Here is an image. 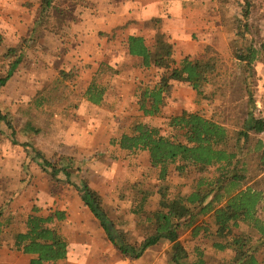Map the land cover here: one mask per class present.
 <instances>
[{
  "label": "rangeland",
  "instance_id": "rangeland-1",
  "mask_svg": "<svg viewBox=\"0 0 264 264\" xmlns=\"http://www.w3.org/2000/svg\"><path fill=\"white\" fill-rule=\"evenodd\" d=\"M84 1H58L56 8L48 11L42 19L44 21L41 20L40 23L39 10L33 34L20 44L16 42L17 38H6L1 32L5 40L0 45V79L6 77L10 66L21 56V65L16 73L21 78L18 82L22 83L16 87L20 95H15L12 101H8L5 94H2L3 89L0 93V110L3 115L8 116L12 131L15 132V137L12 138L9 135L12 131L5 123H0V211L7 216L10 214L15 220L13 228L10 227L1 236L0 246L9 242L13 246L12 229H21L26 218L33 213V208L40 209V214L48 216L52 211L74 203V200H81L75 184L83 180L104 199V208L117 232L126 236L127 240H138L137 243H140L147 235L141 224V217L150 216L159 209L161 201L158 191L163 184L157 180L158 172L152 169L148 153H121L111 145L112 138L130 133L138 123L158 128L161 133L170 135L168 120L186 110L223 125L235 138L237 134L244 132L251 116L264 121V59L259 58L252 68H247L236 58L238 52L249 44L259 49L264 42V0H179L184 10L193 11L192 22L187 26L190 32L188 39L194 44L193 54L189 58L199 61L212 57L218 65L219 75L213 84L204 88V97L199 98L189 84L175 83L167 94V102L161 115L147 118L138 106V88L141 84L159 82L165 72L143 70L142 65L137 62L126 63L117 76L116 69H106L95 80V84L101 88L113 89L104 97V106L97 114L105 120L104 132L98 135L99 147L95 152L92 150L90 136L83 138L82 143L84 147H88L90 154L81 157L67 156L65 147H75L76 142L70 140L68 144L65 143L67 125L53 126L50 118L59 114L72 121L73 112H63V109H57L55 105L52 109L55 108L53 111L56 115L52 116L49 105L40 109H30L24 105L29 100L27 93H33V86H36L33 80L35 77L30 74L40 63L39 68L42 70L50 63L49 59H40L42 47L46 45L45 48H48L52 44L51 34L57 35L66 25L80 22L77 8L84 6ZM27 6L29 9L34 7L33 4ZM246 12L249 13L248 19L244 17ZM161 23V20L154 21L152 27L148 24L147 28L157 31L161 29ZM136 26L144 28L138 23ZM159 34H154L155 37L152 38L154 50ZM164 36L170 42L169 36ZM184 38L186 39L185 35ZM48 67L51 69V64ZM71 74L62 78L65 82H72L70 85L73 86L78 75ZM66 93L62 94L66 96ZM67 97L70 99L71 94H67ZM80 97L81 94L73 95V101H79ZM88 114L93 115V111ZM82 128L91 132L93 126L82 125ZM257 142L262 143V151L259 153L254 151ZM231 145L236 150V141L232 140ZM238 145V149H242L239 158L247 163L249 176L253 178L251 185L264 192V169L259 167L264 153V133H250L249 140L242 137ZM36 151L56 168L70 166L67 170L71 179L68 180L63 173L55 176L48 167H44L43 161L35 154ZM2 160L6 164L3 165ZM195 178H199V175L191 173L189 177H184L172 172L167 183L171 188L170 195L173 197L178 193H189ZM143 196L148 198L149 203L146 202L147 206L140 215L135 214ZM259 216L264 220V201ZM182 240L190 251L194 249L195 243L190 234L185 235ZM202 248L206 253L207 264H228L233 257L231 251L215 252L211 242L202 244ZM165 250L160 247L159 255ZM263 255L260 252L259 257L262 258Z\"/></svg>",
  "mask_w": 264,
  "mask_h": 264
},
{
  "label": "trees",
  "instance_id": "trees-1",
  "mask_svg": "<svg viewBox=\"0 0 264 264\" xmlns=\"http://www.w3.org/2000/svg\"><path fill=\"white\" fill-rule=\"evenodd\" d=\"M58 1L40 0L39 23L48 11L56 8ZM244 17L248 19L249 13L246 12ZM165 37L161 34L157 36L154 52L146 46L143 38L129 37L130 56L141 58L142 67L146 69L155 68L165 72L159 82L141 84L138 88V106L147 118L161 115L167 94L175 83L191 85L197 96L203 98L204 88L213 84L219 75L217 62L212 57L199 61L185 57L178 62L174 46ZM4 40V35L0 33V45ZM236 58L247 68H252L259 58L264 59V42L259 49L249 44L238 52ZM20 65L21 56L10 66L6 77L0 79V93ZM105 93L104 88L99 89L93 84L87 96L92 104L99 106L104 101ZM0 123L13 130L8 116L3 115L1 110ZM167 127L170 135L138 123L130 133L111 141L114 148L130 155L148 153L152 169L158 172L157 180L163 184L158 191L161 201L159 209L150 216L141 217L147 235L140 243H137L138 240H127L126 236L117 232L104 208V199L85 180L75 184L82 202L100 222L109 241L132 261L140 260L149 249L163 244L170 246L168 264H207L202 244L211 242L215 252L233 253L228 264H264V255L259 257L260 252L264 253V220L259 216L264 192L251 185L253 178L249 176L250 169L239 158L242 149H238L242 137L249 140L250 133H264V121L251 116L244 132L235 138L223 125L186 110L170 118ZM10 133L14 138L15 132ZM232 140L238 145L236 150L232 148ZM254 151H262L261 142H257ZM35 154L55 176L63 173L68 180L71 179L67 170L70 166L56 168L40 152L36 151ZM259 167L264 169V153ZM172 172L184 177H189L191 173L198 174L199 178L193 180L189 193H178L172 197L167 184ZM147 200L143 196L135 214H141ZM66 219V212L52 211L43 217L40 209L33 208V213L26 218L22 228L12 229L11 249L33 256L30 264L66 262L69 243L60 231V224ZM14 221L10 214L7 216L0 211V240L7 229L13 228ZM187 234L195 243L192 251L182 240Z\"/></svg>",
  "mask_w": 264,
  "mask_h": 264
},
{
  "label": "crops",
  "instance_id": "crops-1",
  "mask_svg": "<svg viewBox=\"0 0 264 264\" xmlns=\"http://www.w3.org/2000/svg\"><path fill=\"white\" fill-rule=\"evenodd\" d=\"M36 1L37 4H34ZM84 2V6L77 8L80 22L66 25L57 35L51 34L52 44H49L48 48H45L46 45L42 47L39 53L40 59H49L52 68L49 69L48 64L45 68L43 65L42 70L39 68L41 63L35 66L37 69L30 74L31 77H35L33 79L36 82V86H33L35 91L31 94L27 93L29 100L24 105L30 109L45 108L49 105L52 116L56 115L53 111L55 108L52 109L55 105L57 109H63V112L72 111V121L67 116L58 114L50 118V123L53 126L67 125L68 130H64L67 135L65 143L74 140L76 148L68 146L64 150L67 156L79 157L90 154L88 147L82 144L83 138L92 137L90 147L95 152L99 147L98 135H101L105 128V120L97 114L99 109L103 108L106 99L99 106L92 104L87 96L89 88L106 69H116L117 76L125 64H129L128 62L142 65L141 58L129 54V37L143 38L146 46L154 52L152 38L157 33L166 34L175 48L177 61L192 55V46H194L192 40L188 39L190 32L187 27L188 23L192 22L193 11L184 10L179 0H85ZM27 4H33L34 7L29 9ZM39 8L40 0H0V33L3 32L9 39L17 38L16 42L20 44L22 40L33 34ZM32 13L35 16H32ZM157 20L162 22L161 29L157 31L153 29V31L147 28L148 24L151 26ZM137 23L144 28L136 26ZM184 35L186 39H183ZM152 69L155 68L143 67V70ZM71 73L78 75L77 81L73 82L74 87L70 85L72 82H65L62 78L72 75ZM19 77L16 73L2 90L8 101H12L15 95H20L16 89L22 83L18 82L21 81ZM96 86L103 89L97 84ZM104 89L106 98L113 89ZM64 92H67L66 96L62 94ZM67 94H71L70 99ZM80 94L81 99L73 101V95ZM36 97L38 98L35 101ZM90 111H93V115L88 114ZM82 125H92V131L88 132L87 128H82ZM118 150L126 153L119 148ZM1 162L3 165L6 164L4 160ZM58 211L67 214L66 221L60 224L61 235L69 243L67 261L62 264H168L170 246L163 244L149 249L140 260L132 261L125 258L109 241L100 222L81 200H74V203L63 206ZM160 247L166 250L159 255ZM11 248V242L0 246V264H30L34 259L33 256L13 252Z\"/></svg>",
  "mask_w": 264,
  "mask_h": 264
}]
</instances>
